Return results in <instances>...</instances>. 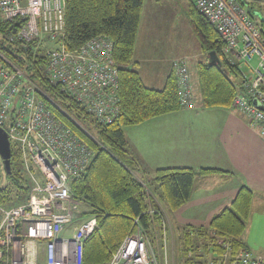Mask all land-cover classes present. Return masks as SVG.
Segmentation results:
<instances>
[{
    "label": "trees",
    "instance_id": "trees-1",
    "mask_svg": "<svg viewBox=\"0 0 264 264\" xmlns=\"http://www.w3.org/2000/svg\"><path fill=\"white\" fill-rule=\"evenodd\" d=\"M238 1L257 21L264 36V18L256 19L254 11L255 8L264 11V0ZM65 2L63 39L66 49H79L97 35H108L113 41L121 112L112 123H98L75 98L52 82L47 69V52L51 46L37 43L36 38L29 42L16 37L11 39L22 23L6 20L1 13L0 52L23 70L35 85L37 96L44 98L52 112L95 151L86 171L72 182L73 194L83 205L79 217L95 216L98 224L84 243L83 264H107L113 252L138 226L149 235L160 256L163 240L159 214L162 204L159 202H163L167 211H175L190 199L198 174L229 172L215 168L196 170L187 166L152 169L138 156L126 136V126L182 108L174 71L165 86L158 89L147 86L140 72L133 67L145 0ZM187 12L202 51L207 54L215 51L222 61L221 65L210 59L199 62L201 103L205 107H230L235 95L243 90L239 62L226 56L225 40L196 8L195 0ZM5 179L6 183L0 188V202L6 206L26 202L31 180L15 146H12L11 173H5ZM252 202L253 190L242 185L230 205L216 213L209 224L177 226L176 264H208L217 262L228 252V247L232 249L230 256L243 248L249 249L242 235L251 215Z\"/></svg>",
    "mask_w": 264,
    "mask_h": 264
},
{
    "label": "built area",
    "instance_id": "built-area-1",
    "mask_svg": "<svg viewBox=\"0 0 264 264\" xmlns=\"http://www.w3.org/2000/svg\"><path fill=\"white\" fill-rule=\"evenodd\" d=\"M195 6L225 40L226 56L239 62L243 90L231 106L258 125L264 139V36L257 21L238 0H195ZM0 13L22 23L11 39L36 38L51 46L50 80L98 123L109 124L119 116V72L108 35L94 36L79 49H66L65 0H0ZM173 68L181 106L193 107L196 99L186 60L176 59ZM0 127L7 131L11 148L19 149L31 180L26 202L14 206L0 202V264H83L84 243L98 224L95 216L79 217L83 205L73 194L72 182L86 171L95 151L52 112L23 70L1 52ZM5 173L0 156V188L6 183ZM159 214L162 237L166 239L169 230L171 241L174 230L163 206ZM231 250L228 247L217 262L208 264H264V258L250 249L233 256ZM161 263L149 235L138 226L107 264Z\"/></svg>",
    "mask_w": 264,
    "mask_h": 264
},
{
    "label": "crops",
    "instance_id": "crops-1",
    "mask_svg": "<svg viewBox=\"0 0 264 264\" xmlns=\"http://www.w3.org/2000/svg\"><path fill=\"white\" fill-rule=\"evenodd\" d=\"M192 2L188 0L186 11L183 9L187 17ZM172 10L171 0H145L143 5L132 64L152 88L165 86L177 58L208 57L200 42L197 52L186 49V44L180 48L176 34L179 26L174 30L170 22ZM184 31L181 43L191 41L194 34L192 29ZM125 133L138 156L152 169L187 166L231 173L198 174L190 199L173 211L175 228L209 224L216 213L230 205L242 185L249 186L253 202L242 239L253 253L264 258V139L258 125L232 106L205 107L195 102L193 107L126 126Z\"/></svg>",
    "mask_w": 264,
    "mask_h": 264
},
{
    "label": "rangeland",
    "instance_id": "rangeland-1",
    "mask_svg": "<svg viewBox=\"0 0 264 264\" xmlns=\"http://www.w3.org/2000/svg\"><path fill=\"white\" fill-rule=\"evenodd\" d=\"M171 1L173 2V10L171 12L170 22L173 23V29L174 30H176L177 26H179L178 31L176 32V34L179 36L178 37V45L182 49V46L184 44H186V49H187V47H189V49L191 47L190 51L197 52L198 51V44H199L198 40L199 39H198L197 35L195 34V32H194V30H193V28H192V26H191V24L189 22V19H188L187 15H186V12H183L184 7H185V9H187L186 5L188 4V0H171ZM185 9H184V11H186ZM254 11H255V14L257 16L256 19L264 18V11L263 10L255 8ZM184 29L186 31H190L192 29L195 35L192 33L191 35L193 37H191V41L185 42V43H181L180 42V38H182L185 35ZM193 39L196 42L195 45L193 44ZM173 42L177 43V40H173ZM164 50L165 49L161 50L162 53H163ZM203 53H204V55H207V56L209 55V54H207L205 52H203ZM208 57L203 56V54L194 55V56H192V58H189V59L187 57H185V56L179 57V58H183L184 60H186L187 65L189 66V71H190V74H191L192 89H193V92H194V97L196 99L197 105L202 104L201 103V86H200V79H199L198 64H199V62L203 61V59H204V61H207ZM179 58H177V59H179ZM243 70L246 73H248V74L251 73V69L248 66H244ZM235 81L238 82V79H236ZM85 124L89 125L87 122H85ZM159 203H161L162 206H164L162 201L159 202ZM164 210H165V212L167 214L168 220L172 224V230H174V232L172 231L173 232L172 233L173 237L171 238V241H169V235H170L169 230L167 232L168 236L166 237V239L164 237H162L163 249H162V254L160 255V258H161V261H162L161 264H164V263L165 264H176V262H175V259H176L175 238H176L177 232H176L175 226L173 225V222H172V220H173V211H171V212L169 210L167 211L166 208H164ZM164 243L166 245V248L164 247ZM155 249H156V247H155ZM165 258H166V260H164Z\"/></svg>",
    "mask_w": 264,
    "mask_h": 264
},
{
    "label": "water",
    "instance_id": "water-1",
    "mask_svg": "<svg viewBox=\"0 0 264 264\" xmlns=\"http://www.w3.org/2000/svg\"><path fill=\"white\" fill-rule=\"evenodd\" d=\"M209 59L212 62L218 63L219 65L222 64L221 59L216 54L215 51L209 52ZM0 156L4 163L5 172L7 174L11 173V156H12V148L11 142L9 140V136L7 131L0 127Z\"/></svg>",
    "mask_w": 264,
    "mask_h": 264
},
{
    "label": "bare ground",
    "instance_id": "bare-ground-1",
    "mask_svg": "<svg viewBox=\"0 0 264 264\" xmlns=\"http://www.w3.org/2000/svg\"><path fill=\"white\" fill-rule=\"evenodd\" d=\"M235 63V62H234ZM47 71V70H46ZM48 76H49V74H48ZM242 82V81H241ZM90 165V164H89Z\"/></svg>",
    "mask_w": 264,
    "mask_h": 264
}]
</instances>
